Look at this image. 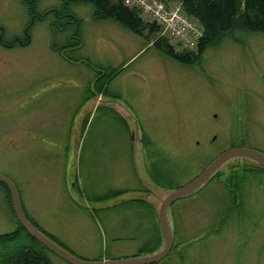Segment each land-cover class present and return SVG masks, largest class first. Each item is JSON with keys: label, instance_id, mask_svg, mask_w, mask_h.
Masks as SVG:
<instances>
[{"label": "rangeland", "instance_id": "rangeland-1", "mask_svg": "<svg viewBox=\"0 0 264 264\" xmlns=\"http://www.w3.org/2000/svg\"><path fill=\"white\" fill-rule=\"evenodd\" d=\"M24 7L0 0L9 36L21 32ZM74 12L83 21V44L70 55L77 61L53 46L76 28L55 32L52 14L37 23L28 45L6 51L0 174L15 183L30 220L74 255H152L165 244L162 198L229 148L264 152V32L235 28L189 64L154 46L160 30L137 34L114 19L95 20L91 3ZM115 69L107 82L113 96L96 93L94 85ZM74 137L81 139L78 162ZM244 168L243 181L226 183ZM219 171L221 179L169 206L174 246L153 264H264V169L237 157ZM18 227L12 195L0 181V234ZM47 255L53 264H73L49 249Z\"/></svg>", "mask_w": 264, "mask_h": 264}, {"label": "trees", "instance_id": "trees-1", "mask_svg": "<svg viewBox=\"0 0 264 264\" xmlns=\"http://www.w3.org/2000/svg\"><path fill=\"white\" fill-rule=\"evenodd\" d=\"M22 1L26 4L30 2V0ZM171 1L182 2L186 13L197 20L203 27V35L197 43L196 51L178 50L168 37L158 36L154 46L178 61L194 64L209 47L218 46L223 37L235 28L243 27L250 32H264V0ZM82 3L92 4L95 20L114 19L137 34H143L146 30L153 34L162 29L157 22L146 21L142 17L140 10L125 5L123 0H61V4L58 6L59 13L62 15L60 23H63L64 19H71L73 21L71 24L76 29L70 36L69 46L72 47L71 50L65 49V46L57 42L56 46L70 61H77L70 56L71 51L80 48L83 44V21L74 12V7ZM68 14H72V17H68ZM118 72L119 69H115L104 81L99 84L96 83L94 91L98 94L104 91L108 95L110 90L107 82L114 78ZM262 168L264 169V167ZM241 170H243L242 174L237 175L236 171L229 174L226 183L234 184L237 182L236 178L238 176L243 181L246 177L247 169ZM214 176L220 177V171ZM120 192L117 191L116 193L119 194ZM18 223L19 227L16 230L0 234V264H53L47 255L48 248L31 236L19 220ZM32 223L42 230L35 222L32 221ZM43 232L46 233L45 231Z\"/></svg>", "mask_w": 264, "mask_h": 264}, {"label": "water", "instance_id": "water-1", "mask_svg": "<svg viewBox=\"0 0 264 264\" xmlns=\"http://www.w3.org/2000/svg\"><path fill=\"white\" fill-rule=\"evenodd\" d=\"M237 157L251 159L264 167V152L261 150L248 147H232L221 152L192 181L172 190L165 198H162L161 205L159 208V222L165 240L164 247L159 252L152 255L132 257L126 259L124 258L92 261L83 259L69 252L61 245L56 243L53 239H51L41 229H39L34 223H32V221H30L23 209L21 197L15 183L7 176L1 174L0 181L4 182L11 191L15 214L21 225L27 230L29 234H31V236H33L45 247L55 252L65 260L73 264H153L163 260L170 253L174 244V231L168 217L169 206L176 200L183 198L198 190L208 181V179L213 174L217 172V170L224 163H226L230 159Z\"/></svg>", "mask_w": 264, "mask_h": 264}, {"label": "built area", "instance_id": "built-area-1", "mask_svg": "<svg viewBox=\"0 0 264 264\" xmlns=\"http://www.w3.org/2000/svg\"><path fill=\"white\" fill-rule=\"evenodd\" d=\"M124 4L139 9L143 15H151L159 23L164 35L184 43L192 49L203 35L202 26L184 10L181 2L167 0H123Z\"/></svg>", "mask_w": 264, "mask_h": 264}, {"label": "flooded vegetation", "instance_id": "flooded-vegetation-1", "mask_svg": "<svg viewBox=\"0 0 264 264\" xmlns=\"http://www.w3.org/2000/svg\"><path fill=\"white\" fill-rule=\"evenodd\" d=\"M24 26L21 32L17 35L9 36L6 31V27L0 24V70H3L6 65L8 64L7 54L6 51L14 50L18 47H23L28 45L32 41V33L34 31L35 26L37 23L44 18H46L49 14H52L53 21L51 23L52 28L57 32V30H65L67 26L71 24L73 21L71 19H64L63 23H60L62 19V15L59 13L58 6L48 5L46 6L45 0H30L28 4L24 3ZM68 17H72V14H68ZM72 25V24H71ZM57 29V30H56ZM70 36L68 40L61 44L65 46V49L71 50L72 47L69 46L70 43ZM53 46L56 50V41L53 42ZM136 133L133 132L132 138L136 141ZM143 137L141 139L137 138V141H143ZM22 140V139H21ZM215 175V174H214ZM212 176L208 181L213 178L221 179L220 177ZM234 185V184H232Z\"/></svg>", "mask_w": 264, "mask_h": 264}, {"label": "crops", "instance_id": "crops-1", "mask_svg": "<svg viewBox=\"0 0 264 264\" xmlns=\"http://www.w3.org/2000/svg\"><path fill=\"white\" fill-rule=\"evenodd\" d=\"M98 99H99V98H98ZM100 100H101V99H100ZM89 104H90V106H91V108H92L93 110L99 108V106H98L99 104H97V103H96L95 105H93V104H92V101H91ZM93 110H92V111H93ZM90 115H91V112H90ZM90 115H89V116H90ZM84 119H85V118H84ZM84 119L81 120V124H82L83 126H85V125L88 123V122H87V123L85 124L86 121H85ZM88 121H89V120H88ZM76 124H77V123L75 122V123H74V127L76 126ZM82 125H81V126H82ZM73 144H74V145L72 146V149H74V150H73V153H74V154H73V157H74V159L76 160V162H78V161H80L79 156H78V153H80L81 139L78 138V137H74V142H73ZM133 153H134V155H135V151H134ZM134 158H135V157H134ZM136 158H137V157H136ZM74 164H75V163H74ZM74 164H73V165H74ZM76 167H77V165H76ZM78 175H79V174H78ZM78 175H77V177H78ZM74 185H75V184H74ZM118 190H119V189H118ZM120 190H122V189H120ZM123 192H124V191H123ZM120 193H122V192H120ZM140 196H141V197H139V198H141L142 200H146V201L148 200L145 196H143V195H140ZM112 231L114 232L113 229H112ZM105 259H110V258L106 257Z\"/></svg>", "mask_w": 264, "mask_h": 264}]
</instances>
